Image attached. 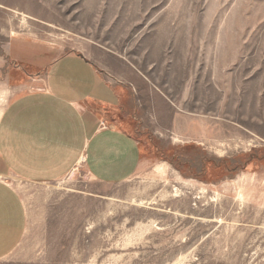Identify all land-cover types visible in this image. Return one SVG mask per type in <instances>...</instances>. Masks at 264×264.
<instances>
[{"label": "rangeland", "instance_id": "rangeland-1", "mask_svg": "<svg viewBox=\"0 0 264 264\" xmlns=\"http://www.w3.org/2000/svg\"><path fill=\"white\" fill-rule=\"evenodd\" d=\"M67 54L131 93L144 161L14 182L27 227L0 264H264V0H0V113Z\"/></svg>", "mask_w": 264, "mask_h": 264}, {"label": "crops", "instance_id": "crops-1", "mask_svg": "<svg viewBox=\"0 0 264 264\" xmlns=\"http://www.w3.org/2000/svg\"><path fill=\"white\" fill-rule=\"evenodd\" d=\"M20 84L0 113V261L20 245L27 213L14 182L47 185L78 167L102 185H119L143 163L130 116L131 93L114 87L83 55L67 54Z\"/></svg>", "mask_w": 264, "mask_h": 264}]
</instances>
